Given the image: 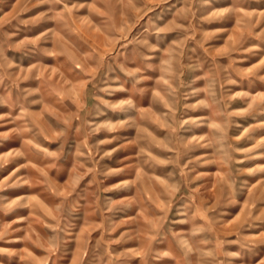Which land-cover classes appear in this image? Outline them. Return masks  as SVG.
<instances>
[{"label": "rangeland", "instance_id": "1", "mask_svg": "<svg viewBox=\"0 0 264 264\" xmlns=\"http://www.w3.org/2000/svg\"><path fill=\"white\" fill-rule=\"evenodd\" d=\"M0 264H264V0H0Z\"/></svg>", "mask_w": 264, "mask_h": 264}]
</instances>
